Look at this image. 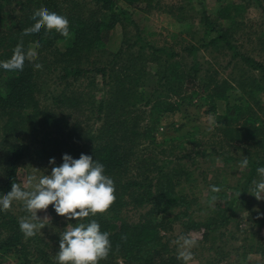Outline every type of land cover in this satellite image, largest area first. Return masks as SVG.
<instances>
[{"label":"rangeland","instance_id":"374dc122","mask_svg":"<svg viewBox=\"0 0 264 264\" xmlns=\"http://www.w3.org/2000/svg\"><path fill=\"white\" fill-rule=\"evenodd\" d=\"M8 1L13 14H18L19 2L23 0ZM113 1L119 22L111 30L102 31L106 53L128 47V52L134 55L140 46L149 44L173 56L165 63V53L151 57L144 49L142 60L135 65L139 80L121 79L120 88L112 94L96 74L89 73L78 80L61 78L62 68L78 65L81 69H90L92 65L108 61L106 53L73 50L65 55L63 42L39 53L35 63L42 64L43 68L35 70L37 110L19 113L8 110L0 117V150L6 143L28 146L17 166V183L23 187L28 175H50L52 158L55 166H59L64 154L78 159L82 153L88 155L96 144L113 139L132 153L122 177L132 178L138 185L150 186L155 191L159 171L168 172L171 185L180 183L174 187L175 192L187 197L186 202L190 196L196 201L187 212L192 215L191 219L198 221L211 215L218 222L224 221L223 217L215 216L218 214H209L215 208L222 209L225 203L220 198L214 204L210 202L211 186L220 187L219 193H224L229 202L241 194L242 201L233 204V215L223 230L222 242L214 240L215 247H223V258L216 256L210 242H203V229L186 231L176 222L172 223L171 232L160 233L169 241V250L178 254L173 241L182 233H192L198 245L192 249L191 264H264V253L260 254L256 248L257 245L264 248V200L250 195L252 182L247 188L242 186L248 167H239L243 156L249 160L264 157L262 73L241 58L243 55L264 67V0H154L148 6ZM225 3L241 5L242 9L234 17V26L219 18L220 5ZM59 9L69 22L79 18L90 24L107 20L109 13L96 6L94 0H65ZM203 11L211 21L217 22L219 30L229 29L233 49L223 42L201 46ZM9 28L10 25H5L0 31ZM191 46L198 48L194 54L186 51ZM120 61H116L119 66L124 63L120 65ZM175 62L177 65L171 67ZM161 67L170 69L168 78L162 74L160 80L156 75ZM193 67L197 69L196 76H191ZM173 75L175 80H171ZM122 91L132 96L123 98ZM212 106L215 113L208 110ZM23 113V118L17 117ZM210 115L219 126L209 125L205 118ZM15 125L20 128L17 133H11L9 129ZM203 151L214 152L207 156L198 154ZM1 159L0 151V177ZM161 183H166L165 179ZM185 209V205L175 206L171 219H187V216H176ZM151 210V205L136 206L126 193L122 206L108 216L140 223L153 218ZM5 213L18 221L29 215L19 201H14ZM38 216L50 217V223L34 237H24L23 245L16 246V254H2L0 250V264H43V255L56 260L60 233L69 223L74 226L76 220L58 216L51 205L46 211L38 212ZM7 235L8 231L0 227V241ZM163 242L166 243L165 239Z\"/></svg>","mask_w":264,"mask_h":264},{"label":"trees","instance_id":"16d2710c","mask_svg":"<svg viewBox=\"0 0 264 264\" xmlns=\"http://www.w3.org/2000/svg\"><path fill=\"white\" fill-rule=\"evenodd\" d=\"M128 3H144L147 6L154 0H125ZM65 3V0H23L19 2L18 14L14 15L11 7V1L0 0V27L9 26L5 32L0 31V61H6L11 58L13 49L16 47L21 39V32L23 29L33 25L34 21L31 19L35 10L45 7L49 11L60 14L59 5ZM96 6L108 13L107 20L100 22L83 21L82 19H75L69 22L70 36L64 38L55 31H53L48 37H45L44 30L42 29L39 34H32L23 37L24 46L27 48L29 44L35 41L41 43V48L38 49V53H43L51 50L57 43H65V55L72 53L73 50L88 52L95 51L105 54L107 52L104 47V42L101 38L102 31L111 30L117 22H119V12L115 10L116 5L113 0H94ZM10 9V10H8ZM241 5L236 3H225L220 5L219 18L225 20L231 25H235L234 17L237 16ZM12 11V12H11ZM61 15V14H60ZM9 18V20H8ZM202 21L204 26L203 37L201 39L202 45H216L223 42L229 49H233L229 42V29L219 30L220 27L216 21H211L206 11L202 13ZM144 49L149 51L151 57H156L159 54L165 53L167 60L172 57V53H166L163 49H155L149 44L140 46L136 54L132 55L128 52V47L123 50H118L116 53H106L110 58L101 65H92L90 69H81L77 66H70L62 68V79L70 78L72 80H78L87 74H96L101 77L104 86L109 87V91L114 94L116 89L120 88L121 79L129 81L139 80L140 73L135 69V65L138 60H142V52ZM198 50L197 47L191 46L186 49L189 54H194ZM73 51V52H75ZM235 52V51H234ZM236 54V52H235ZM121 57V58H120ZM243 61L253 68L261 70L262 81L264 83V67L254 60L245 57H241ZM122 61L124 63L119 66L116 61ZM176 66L177 63H172L171 67ZM191 69V68H190ZM173 70V69H172ZM194 72L191 76H196V68L193 67ZM136 75L133 77L132 75ZM162 74L165 78L170 75V69L161 67L160 71L156 72L159 79H162ZM171 80H175V76L171 77ZM169 81V79L167 80ZM131 85L130 82L127 83ZM122 97L128 98L132 96L126 91H122ZM114 96V95H113ZM39 106L38 99L36 97V83H35V69L33 62L26 61L24 70L22 72H8L0 69V117L1 114L8 110L13 112H21L26 109L36 111ZM210 113H215L214 106L209 107ZM98 111H101V106ZM23 114H18L17 117L23 118ZM16 125L9 131L11 133H17L18 129ZM1 161H3V173L0 177V196H3L11 191V185L13 182L17 183V166L24 158L28 151V146L23 143L13 142L6 143L4 147H1ZM214 151L198 152L202 156H207ZM92 156L93 160L99 161L105 167V174L110 176L115 183L116 188V201L110 207L108 212L104 215H96L95 217L85 218L84 222H88L91 219H96L100 224L101 231H106L110 234V240L112 243V252L105 261H101L100 264H183V261L178 259V254L174 250H169V241L166 240L165 235H160L161 231L164 234L171 232L173 229L172 223L176 222L180 228L185 229H203V242H210L211 249L214 250L216 256L221 258L223 256V247L218 245L215 247L214 240L218 239L222 242L224 237L223 230L230 222V216L233 215L232 210L234 202L242 201L241 196H236L232 201L226 200L227 197L224 193H217V198L224 199V207L222 209L215 208L213 211H207V214H218L215 216L223 217L224 221L218 222L217 217L212 218L211 215H206L203 220L191 219L192 215L187 214L191 205L195 203L194 197L190 196L188 202L187 197L182 196L175 192L180 183L177 182L174 185L170 184V175L159 171L157 189L152 191L150 186H143L147 188L144 190L142 185L132 179H126L122 177V174L127 171L126 167L130 162L131 150L125 149L118 141L110 139L108 141L96 144L88 153ZM264 167V157L259 159L249 160L248 170L245 177L244 188L248 187L252 180L258 178L256 169ZM165 179L166 183H161ZM224 182L226 179L223 178ZM152 186V185H151ZM236 189H239L236 187ZM181 192V191H180ZM128 193L132 198V202L136 206H152L150 212L151 219H144L140 223H128L122 219H116L115 217L108 216L118 211L123 204V198ZM185 205L186 209L183 213H177V217L187 216V219H171V210L175 206ZM208 210V209H207ZM239 210V209H238ZM231 212V213H229ZM235 212V211H234ZM176 218V217H175ZM77 224V221H76ZM75 224V225H76ZM74 225V226H75ZM0 227L8 231L7 237L0 241V250L9 253H17L16 246H22L23 238L25 237L19 228V221L11 214H6L4 211H0ZM182 233V232H181ZM183 235L185 233H182ZM165 239V242L163 240ZM227 240L223 241L225 244ZM253 248V245L250 246ZM258 252L264 253L263 245H257ZM209 248V250H211ZM43 264H57L56 260H50L46 255L42 257ZM223 258V257H222ZM121 261V262H120Z\"/></svg>","mask_w":264,"mask_h":264},{"label":"clouds","instance_id":"9594fccd","mask_svg":"<svg viewBox=\"0 0 264 264\" xmlns=\"http://www.w3.org/2000/svg\"><path fill=\"white\" fill-rule=\"evenodd\" d=\"M33 25L21 32V39L13 49L11 58L0 61V69L8 72H22L26 61L33 62L35 70H42L43 65L35 63L38 60L39 41L32 42L27 48L23 37L39 34L44 30L45 37L53 31L68 38L70 36L69 21L66 16L49 11L41 7L33 13ZM210 126H219L215 117L205 118ZM62 164L55 166V158L50 159V175H28L23 187L13 182L11 191L0 196V211H9L14 201L23 203L25 211L29 214L19 219V228L25 238H32L50 223V217L38 216V212L46 211L51 205L58 216L67 220H76L73 226L60 233L59 250L55 259L57 264H100L107 260L112 252L110 234L101 231L96 219L84 222L85 218L104 215L116 201V188L114 180L105 174V167L92 156L81 154L78 159L68 154L62 157ZM249 159L243 156L239 163L241 169L247 168ZM38 171V170H37ZM258 180L252 181L249 189L250 195L257 200H264V167L256 169ZM218 186H211L213 194L221 192ZM240 196L241 194L238 193ZM217 200L216 195L210 198L211 203ZM178 249V259L183 264L194 261L192 249L197 247L198 241L192 233L179 236L175 241Z\"/></svg>","mask_w":264,"mask_h":264}]
</instances>
